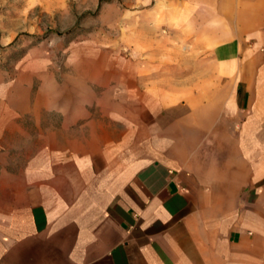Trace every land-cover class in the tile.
Wrapping results in <instances>:
<instances>
[{
  "label": "crops",
  "instance_id": "0c3cea01",
  "mask_svg": "<svg viewBox=\"0 0 264 264\" xmlns=\"http://www.w3.org/2000/svg\"><path fill=\"white\" fill-rule=\"evenodd\" d=\"M109 6L131 59L116 115L59 107L7 154L0 264H264V0ZM22 96L0 90V130L26 131Z\"/></svg>",
  "mask_w": 264,
  "mask_h": 264
},
{
  "label": "rangeland",
  "instance_id": "374dc122",
  "mask_svg": "<svg viewBox=\"0 0 264 264\" xmlns=\"http://www.w3.org/2000/svg\"><path fill=\"white\" fill-rule=\"evenodd\" d=\"M109 4L0 0V90L17 100L25 92L28 107L25 132L0 130V167L11 151L40 149L43 135L60 123L59 107L77 117L92 103V115H116L115 88L125 76L114 68L131 59L129 41L120 40L128 27L116 24Z\"/></svg>",
  "mask_w": 264,
  "mask_h": 264
},
{
  "label": "built area",
  "instance_id": "2783aa9c",
  "mask_svg": "<svg viewBox=\"0 0 264 264\" xmlns=\"http://www.w3.org/2000/svg\"><path fill=\"white\" fill-rule=\"evenodd\" d=\"M263 20H264V15H263Z\"/></svg>",
  "mask_w": 264,
  "mask_h": 264
}]
</instances>
